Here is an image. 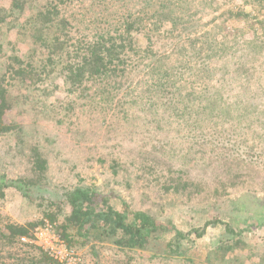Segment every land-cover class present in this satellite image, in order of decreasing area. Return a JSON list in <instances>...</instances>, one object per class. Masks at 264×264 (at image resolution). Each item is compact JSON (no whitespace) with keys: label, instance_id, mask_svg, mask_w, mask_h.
<instances>
[{"label":"rangeland","instance_id":"374dc122","mask_svg":"<svg viewBox=\"0 0 264 264\" xmlns=\"http://www.w3.org/2000/svg\"><path fill=\"white\" fill-rule=\"evenodd\" d=\"M184 2L183 11L176 13L199 22L198 30L188 31L189 39L184 37L185 48L191 61L198 53L202 63L201 73L189 72L194 81L217 82V90L202 92L201 100L188 102L183 114L162 121L157 117L161 123H152L153 128L143 122L139 129H124L125 89L129 83L150 80L146 69L151 62H129L132 70L121 75L119 85H109L108 79L88 84L89 96L83 103L95 115L86 108L93 118L83 115L87 122L79 120L86 134L73 124H55V117L36 126L18 117L27 127V148H18L16 133L0 135V170L13 176L30 173L37 152L29 143L37 137L47 160L45 181L51 188L80 184L109 191L112 205L125 202L183 233L191 226L215 223L203 236L191 234L181 240L177 255L153 257L145 249L76 243L70 247L76 264H264V226L240 208L246 206L247 196L264 198V0ZM198 37L199 42L190 41ZM41 210L15 188H7L0 199L2 217L20 224L38 222ZM5 222H0V229ZM218 243L228 249L225 261L207 262ZM42 253L32 242L4 245L0 236V264H41L37 261Z\"/></svg>","mask_w":264,"mask_h":264},{"label":"trees","instance_id":"16d2710c","mask_svg":"<svg viewBox=\"0 0 264 264\" xmlns=\"http://www.w3.org/2000/svg\"><path fill=\"white\" fill-rule=\"evenodd\" d=\"M184 3V0H0V135L16 133L18 148L26 149L27 127L18 117L26 118L28 126L55 117V124H73L75 130L86 134L79 120L84 123L87 120L83 115H88L87 119L95 115L83 103L89 96L88 84L108 79L105 81L109 85H119L121 75L132 70H128L129 62H151L146 69L150 80L129 83L125 89L128 113L122 123L124 129L131 126L139 129L143 122L153 128L152 123H161L157 117L162 121L173 114H183L188 102L201 100L202 92L217 90V82L202 83L204 80L200 78L194 81L193 73L189 72L192 69L201 73L202 63L198 61V53L193 54L195 61H191L185 48L184 37L189 39L188 31L195 33L199 22L197 18L187 19L176 13L183 11ZM196 12L197 9L192 14ZM190 41L199 42V37ZM22 44L27 45L25 50L21 49ZM185 74L187 78H183ZM196 103L202 111L203 106ZM33 139L29 144L37 153L29 174L13 176L7 169L0 170V199L7 188H15L23 199L42 207V216L38 222L20 224L0 213V222L6 219L0 229L4 245L23 244L20 237H29L43 219L55 223L62 215L60 224H55L68 247L99 242L122 249H145L153 257L167 256L177 255L181 240L191 234L199 238L208 225L215 224L205 222L183 233L174 224L159 222L147 212L131 209L125 202L121 206L112 205L113 195L109 191L80 184L51 188L45 181L47 160L42 157L45 152H41L38 138ZM246 205H252V210L263 209L264 198L247 196ZM226 229L235 234L228 226ZM171 232L169 239H164L163 235ZM227 252L218 243L211 248L206 261L222 263ZM37 262L60 264L46 253Z\"/></svg>","mask_w":264,"mask_h":264},{"label":"built area","instance_id":"2783aa9c","mask_svg":"<svg viewBox=\"0 0 264 264\" xmlns=\"http://www.w3.org/2000/svg\"><path fill=\"white\" fill-rule=\"evenodd\" d=\"M22 243L32 242L50 258L63 264H76L78 258L60 236V230L55 223L43 219L42 224L33 228L30 236L20 237Z\"/></svg>","mask_w":264,"mask_h":264},{"label":"flooded vegetation","instance_id":"af4514ba","mask_svg":"<svg viewBox=\"0 0 264 264\" xmlns=\"http://www.w3.org/2000/svg\"><path fill=\"white\" fill-rule=\"evenodd\" d=\"M252 205L251 206H245V205H242L240 208L241 210H243L244 212L248 213V214H253V217L255 218H259L258 219V222H256L257 224H260L261 226H264V208L262 209H259V210H252L253 208ZM251 209V210H250ZM249 218H251L249 216Z\"/></svg>","mask_w":264,"mask_h":264}]
</instances>
